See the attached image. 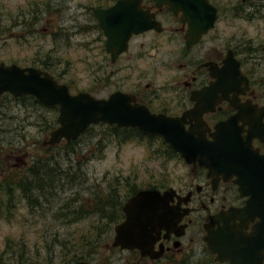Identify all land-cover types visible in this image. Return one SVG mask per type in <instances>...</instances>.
Returning <instances> with one entry per match:
<instances>
[{
    "label": "flooded vegetation",
    "instance_id": "flooded-vegetation-1",
    "mask_svg": "<svg viewBox=\"0 0 264 264\" xmlns=\"http://www.w3.org/2000/svg\"><path fill=\"white\" fill-rule=\"evenodd\" d=\"M63 1L39 0L38 5L42 7L41 10L36 8L29 11L28 18L22 19L16 24L17 20L15 19L13 25L23 26L19 31L25 29L26 33L31 35L32 19L35 18V21H38L41 12H44L45 16L47 14H59ZM65 1L69 2V0ZM114 1L110 0L105 5L97 7H108ZM207 1L215 8V19L209 29L200 33L189 44L184 39L186 31L190 28L188 19L180 20L181 12L174 13L164 4L156 7L154 0H141L140 6L141 9L152 13L153 19L157 21L156 28L158 29L152 28L137 34H131L126 41L125 50L120 52L113 61L110 60L109 54L105 52L104 37L101 31L98 27H94L98 31V39L101 40V50L107 56L105 64L110 68L108 70L109 75L106 73V78L112 76L114 73L111 69L112 66L117 64L118 58L129 52V48L137 38L145 34L154 35L156 38L149 46L156 50L161 47V41L158 39H165L163 42H167L168 46L172 48L171 53L173 56L169 62L171 75L168 81L166 80V84L157 86L154 85V82L151 84L149 82L144 83L142 80L138 81L144 75L139 72L137 74L138 82L136 81L132 88L122 91L132 95L134 102L144 106L149 112L171 117L180 116L183 112L193 109L197 103H201L206 108L200 114V119L205 126L204 136L207 140L211 139L210 133L213 132L215 124L236 115L234 120L227 123V128L222 132L232 134L234 143L239 149L244 148V151L255 150L258 154L264 155V67L260 64L261 59L264 60V55L257 56L259 52L264 53V38L261 43L253 45L246 38L242 29L232 26V23L229 22H226V26L231 27L232 31L226 32V35H224V30L227 27L217 25L218 17L222 16L223 13L221 1ZM228 2L231 5V8H229L230 14L237 18L246 16L243 10L249 3L247 0L244 2H230L228 0ZM46 9L51 11L45 13ZM230 20L234 21L233 19ZM45 21L48 22V19ZM141 47H143V43L136 41L135 55L133 57H130V55L124 56L122 58L124 63L116 69L117 72H123L125 68H134L132 58H135L136 61L141 60L145 53ZM40 58H35V62L29 66L44 65ZM45 59L49 62L47 57ZM224 61H226L225 69L219 71V74L222 78L224 75L228 78L229 88L225 99L219 98L220 92L218 91L223 92V81L222 88H217V90L209 88V91H204L214 80L212 74L224 65ZM236 70L239 73H236ZM41 105L47 107V105ZM48 107H52L57 112L56 106L51 105ZM40 109L42 114H45L46 109ZM186 120L190 121L189 123L193 122L192 117H186ZM189 123L184 126L187 127ZM42 141L40 142L41 147H48L43 145ZM23 149L15 152L12 150L9 153L0 152V173L8 167L15 169L14 171L8 170L5 176L0 179V183L5 179L24 178V174H27V170L31 165L26 166L23 161L26 155ZM238 153L243 156L242 152H237L236 156ZM177 156V159L187 168V171L182 175V179L168 180L166 187L159 188V190L172 188L174 194L168 200V205L177 208L181 213L184 209L186 212L179 218L177 223L169 224L166 226L167 228H161L158 232L152 233L150 237H154V240L150 246H146L140 251L136 248L126 249L113 245L114 228L125 218L122 205L135 191L125 195L122 192H115L110 189L105 193H91L90 196L93 197L80 198L76 190H73V196L59 204L56 214H52L53 217H56L59 227L65 230L62 237H65V233L81 229L79 223L89 220L90 222L95 221L96 224L98 222V227H102V229L100 227L102 233H100L96 250L98 247L103 248L104 261L107 263L190 264L193 260L194 264H229L227 261L214 260L215 255L207 248L206 239L208 232L216 230L222 238L232 236L235 240H243L250 236L254 231L255 224L260 221L255 209L250 212L242 210L249 197L248 193L245 192L249 186L243 180V178L247 179L249 173L248 166H246L249 161L237 162L236 174L230 172V175H226L225 172H219L215 177H211L207 175V169L198 164L196 160L186 163L178 154ZM42 159L44 158L41 157ZM66 160L70 161L71 159L67 158ZM16 161H19V163L15 164ZM72 161V167H70V164L66 165L65 168L59 165L62 170L67 172V176L70 174V168L73 175L78 174L79 165L75 164L77 161ZM17 170V173H13ZM227 173L229 172L227 171ZM75 187L76 182L70 184L67 181L61 185V189H63L60 191L74 189ZM54 189L57 190V187ZM60 191L51 192L50 196L47 193H41L38 199L30 198L31 201L28 203L25 200L29 208L30 205H33L29 212L35 216L41 215V204L48 203L49 198L59 196ZM80 199L84 202H81ZM81 203L86 204L87 207L80 209L79 205ZM230 209L235 210L232 218H229V214L227 215ZM101 221L103 223H100ZM91 227L92 225L88 226V228ZM261 235L258 230L254 240H247L251 246L250 250H247L252 254L251 259L245 258L239 261L235 258V264H264V246L258 241ZM90 256L91 254L72 260L68 264L78 261L89 264ZM32 258L34 257L29 258V260L32 261Z\"/></svg>",
    "mask_w": 264,
    "mask_h": 264
},
{
    "label": "rangeland",
    "instance_id": "rangeland-1",
    "mask_svg": "<svg viewBox=\"0 0 264 264\" xmlns=\"http://www.w3.org/2000/svg\"><path fill=\"white\" fill-rule=\"evenodd\" d=\"M38 1L0 0L1 62L29 66L35 62V58L41 57L40 60L47 65V68L37 67L47 71L57 82L64 83L70 93L85 91L94 97H104L116 89L126 91V89L132 88V85L138 80L139 72L144 75L138 81L142 80L144 83L152 84L154 82V85L158 86L166 84V80L168 81L171 75L169 62L173 57L172 48L168 46L167 42H163L165 39L161 38L158 39L161 41L160 48L156 50L149 46L156 38L152 34H145L136 39L143 43L141 49L145 53L141 60L136 61L135 58H132L134 68H125L123 72L116 70L124 63V59H122L124 56L133 57L135 55L136 41L132 43L129 52L118 58L117 64L112 66L111 69L114 72L112 76L106 78L110 69L105 64L107 56L101 50V40L98 39V31L94 29L95 22L90 15L91 9L95 5L105 4L110 0H97L98 3L95 0H69V2L64 0L59 14L45 16L44 12H41L38 21L31 22V35L27 34L25 29L19 31L23 26L13 25L14 20H17L16 24L22 19L28 18L29 11L36 8L41 10L42 7L38 5ZM220 1L223 13L218 17V24H216L225 27L226 22L232 23V26L245 32L246 38L251 41V44L261 43L264 38V0H247L249 3L243 10L246 16L239 18L230 14L231 5L228 0ZM46 19L48 22L45 21ZM230 31L232 28L227 27L224 30V35ZM263 55L264 53H257L259 57ZM260 64L264 67L263 59ZM1 101L0 115H19L16 117L18 122H27L28 112H31L29 106H18L8 97ZM38 112H42V110L34 113L38 114ZM45 114H47V110ZM24 130L31 133L34 139H39L34 145H28L23 149L26 153L23 159L26 166L30 165L31 160L35 157L47 159L48 155L57 153L55 162L63 168L73 164L72 160L77 161L75 164L80 165L84 182L81 181L79 184V181H76L74 189H64L63 193L59 190V196L49 198L48 203L41 204L42 209L39 216L32 215L29 212L30 208L25 203V198L14 191V214L7 217L0 211V264H28L29 258L36 255L42 258L49 249L51 255L56 256L54 264H61L58 260L62 254V247L58 241L64 239L62 233L65 230L59 227L56 217H53L52 214L59 204L73 196V190L77 191L80 198L88 197L91 193H105L110 189L119 192L122 189L118 185H121L122 179L125 178L134 179L137 188L143 189L151 185L167 183L171 179H182V175L187 171V168L176 158L153 157L144 141L131 139L118 144L109 136L108 130L101 123L93 124L87 132L76 138L74 152L70 156H64L60 151L63 141L48 150V148L41 147L42 137H39V134H34L36 128L24 124ZM0 133H4L8 139L13 137L12 142H17V144L21 140L18 134L13 132L8 135L3 128H0ZM98 140H101L105 145L99 156L94 149V143ZM156 143L158 144L157 140L152 141L155 148ZM12 145H16V143ZM18 150L21 149L15 148L13 152ZM67 158L71 160L68 161ZM17 163L19 161L15 162V164ZM8 170L14 171L15 169L6 168L0 173V179L5 176ZM17 172L18 170L13 173ZM116 181L117 185L114 184ZM87 222L90 221L80 222V228H83ZM53 234L55 236L57 234V242L55 241L54 244H52ZM103 251L102 247H98L96 252L91 254L89 264H111L104 261ZM72 260L71 258L69 263ZM190 264H194V261L192 260Z\"/></svg>",
    "mask_w": 264,
    "mask_h": 264
},
{
    "label": "water",
    "instance_id": "water-1",
    "mask_svg": "<svg viewBox=\"0 0 264 264\" xmlns=\"http://www.w3.org/2000/svg\"><path fill=\"white\" fill-rule=\"evenodd\" d=\"M140 1L115 0L108 7L91 10L104 37L105 52L109 54L111 61L125 50L126 41L131 34L152 28L158 29L152 13L141 9ZM163 4L174 13L180 11V20L188 19L190 28L184 35L188 44L209 29L216 16L215 8L207 0H154L156 7ZM225 64L226 61L212 74L214 80L204 89L209 91V88L214 90L222 88L223 81V92L218 91L219 98L224 99L227 98L229 88L228 78L226 75L222 78L219 71L225 69ZM236 73L239 72L236 70ZM2 93L12 96L30 95L45 105L57 107L56 126L48 132L43 144L53 145L60 140H74L88 126L104 123L157 134L186 163L196 160L207 169V175L211 177H215L219 172H225L226 175L236 174V163L248 160L249 164L246 166L249 173L247 179L243 180L249 186L245 191L249 197L242 210L250 212L255 209L260 221L255 224L254 231L248 238L243 240H235L232 236L222 238L215 230L208 232L206 244L209 251L215 255L214 260L227 261L229 264H235V258L239 261L251 259L252 254L247 251L251 246L247 240H254L258 230L262 234L258 241L264 246V155L258 154L255 150L239 149L234 143V136L222 132L236 115L215 124L213 132L210 133L211 139L207 140L204 136L205 126L200 119V114L206 108L201 103H197L193 109L183 112L180 116L155 114L136 104L133 96L126 92L114 90L106 97H94L85 91L72 94L65 84L58 83L48 72L15 63L0 62V95ZM186 117H192L193 122L189 123ZM186 123H189L187 127L184 126ZM237 152H242L243 156L241 153L236 156ZM173 194L172 188L162 191L140 189L129 196L122 205L125 218L114 228L113 245L126 249L136 248L140 251L150 246L154 240V237H150L152 233L167 228L169 224L177 223L186 212L184 209L181 213L177 208L168 205V200ZM228 214L229 218H232L235 210H228ZM73 264L87 262L78 261Z\"/></svg>",
    "mask_w": 264,
    "mask_h": 264
},
{
    "label": "trees",
    "instance_id": "trees-1",
    "mask_svg": "<svg viewBox=\"0 0 264 264\" xmlns=\"http://www.w3.org/2000/svg\"><path fill=\"white\" fill-rule=\"evenodd\" d=\"M97 3L98 1L95 0ZM96 3V4H97ZM106 4V2H105ZM105 4H97V6H103ZM29 5V4H28ZM51 10L46 9L45 13H49ZM92 16V14L90 15ZM93 18V17H92ZM36 19H32V21H35ZM95 28H97L96 24H93ZM32 28V26H31ZM41 67L47 68V65H42ZM8 97L9 100H12L14 103H16L18 106H29V109L31 112H28V115L26 117L27 122H18L16 120V117L19 115H12L8 114V116H5L4 114L0 115V128L4 129V132H6L8 135L10 133H16L19 135V138L21 139L19 141L20 145L17 144V142H12V138L8 139L4 135V133H0V152H9L14 150L15 148L23 149L28 147V145H34L37 140L34 139V136L24 130V124L31 125L32 127L36 128V132L34 134H39V137L41 136L42 139H44V136L55 126V115L56 111L52 107H46L42 106L34 97L30 95H18V96H12L8 93H3L0 95V103L1 100ZM3 106V105H2ZM1 107V104H0ZM40 108H45L47 110V114H42V112H38V114H35L34 112H37L40 110ZM45 110V111H46ZM49 111V113H48ZM44 115H46L44 117ZM22 121V119H21ZM20 123V124H19ZM12 124L14 125L12 127ZM19 124V125H18ZM102 124V123H101ZM92 125L88 126L84 132H87ZM104 128L108 130L109 136L116 140V142L119 144L120 142H124L126 140L135 139L138 141H144L146 143V147L151 155L155 158L162 157L165 159H172V158H178L177 154L164 142L160 137L154 134H148L143 133L141 131H138L136 129L132 128H123V127H116L115 125L110 124H104ZM22 132V133H20ZM83 132V133H84ZM15 134V135H16ZM76 140V139H75ZM75 140L73 141H67L63 143V146L61 147L60 151L63 153L64 156H70L74 151V144ZM158 141V144L155 147L152 145V141ZM13 143H16V145H12ZM59 144V143H58ZM41 145V143H40ZM57 144L48 146V150H50L53 147H56ZM104 143H102L101 140H98L94 143V149L96 150V153L101 154V152L104 149ZM2 150V151H1ZM55 156H57V153L48 155L47 159H42L41 157H35L32 159L31 166L27 170V174H24V178H16L14 180L5 179L1 181L0 183V211L1 213H5L7 217L14 214L15 210V202L13 199L14 191H17L18 194L25 198L27 201L26 203L30 202V198L38 199L41 193H47L48 196H50L51 192H57V190H62L61 185L66 183L67 181L72 184V182L79 181L80 184L81 181L84 182V178L82 175V169L80 168V165L78 167V174H72V171H70L69 176H67V172L62 170L61 167L57 162H55ZM44 160V161H43ZM46 161V162H45ZM115 185L118 184L116 181L114 183ZM120 187L119 192L124 193L125 195L133 193L137 188V185L134 182V179L130 180V178L122 179L121 185H118ZM57 187V190L54 188ZM166 187V183H160L157 185H151L148 188H162ZM116 190V189H114ZM77 192V191H76ZM33 205H30V208ZM87 205L84 203H81L79 205V208H86ZM57 211L53 213V215L56 214ZM100 223H103L102 221ZM92 225L91 228H88L89 225ZM87 227V228H85ZM101 227V226H100ZM100 227H98V222H89L87 223L84 228L82 229H75V231H70V233H65V237L63 240L58 241L61 244L62 247V254L60 255V259L58 260L59 263L68 264L70 259L77 260L81 257L89 256L93 252H95L96 247L100 240ZM102 229V227H101ZM57 238L53 234L52 236V244ZM54 257L55 255H51V250H47V253L42 256V258H39L37 255L32 258L28 264H54Z\"/></svg>",
    "mask_w": 264,
    "mask_h": 264
},
{
    "label": "bare ground",
    "instance_id": "bare-ground-1",
    "mask_svg": "<svg viewBox=\"0 0 264 264\" xmlns=\"http://www.w3.org/2000/svg\"><path fill=\"white\" fill-rule=\"evenodd\" d=\"M55 126H56V123H55ZM45 139V138H44Z\"/></svg>",
    "mask_w": 264,
    "mask_h": 264
}]
</instances>
